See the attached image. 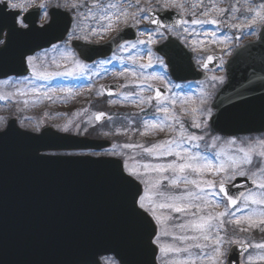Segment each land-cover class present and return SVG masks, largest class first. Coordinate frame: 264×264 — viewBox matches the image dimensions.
<instances>
[{"label": "water", "instance_id": "water-1", "mask_svg": "<svg viewBox=\"0 0 264 264\" xmlns=\"http://www.w3.org/2000/svg\"><path fill=\"white\" fill-rule=\"evenodd\" d=\"M61 13L59 11H54ZM47 33L33 32L19 37L20 42L6 53L0 54V78L26 75L20 65V53H35L63 41L68 33L70 19L59 23ZM165 26L180 25L184 16L176 11L153 13ZM59 23V24H58ZM67 29V31H66ZM135 29H124L109 41L96 45L79 40L72 41L80 58L92 63L111 55L117 48L115 41L135 39ZM264 28L260 39L239 50V54L263 56ZM168 66L171 77L177 82L198 81L208 78L205 69H215L219 55H209L199 70L190 52L177 38L169 37L156 48ZM209 57L212 59L209 61ZM234 60L227 64L228 82L211 104L215 112L211 117L212 128L223 135H239L264 130V101H234L230 95ZM181 68L180 77L172 75L175 66ZM263 68L262 62L254 63L256 72ZM159 88L164 95L167 90ZM121 84H107V96L118 95ZM155 95V93H154ZM153 95V96H154ZM259 104V105H258ZM105 113L97 123L108 119ZM259 112L260 116L256 115ZM96 114V115H97ZM95 115V116H96ZM8 127L21 129L15 118ZM27 137L10 134L0 139V264H101L99 257L114 255L120 264H159L158 246L149 243L147 231L138 228L135 241L129 240L131 222L125 208V194L116 182L114 166L107 161L114 157L49 155L48 160L36 158L35 150L41 144L42 152L57 150H101L111 146L110 140L73 136L46 126L42 131H26ZM38 138V139H34ZM233 183L241 187L229 188L230 194L255 187L251 179L237 178ZM248 247H232L228 256L231 264H241V256Z\"/></svg>", "mask_w": 264, "mask_h": 264}, {"label": "snow or ice", "instance_id": "snow-or-ice-1", "mask_svg": "<svg viewBox=\"0 0 264 264\" xmlns=\"http://www.w3.org/2000/svg\"><path fill=\"white\" fill-rule=\"evenodd\" d=\"M175 0H173V5ZM73 11L77 13L78 19L75 20V26L69 39L77 36V32L82 30V24H87L86 36H101L109 30L114 29L121 21L126 22L131 16L133 20L139 23L142 19L149 18L146 13L148 10L140 8L139 0H135L137 12H131V0H94L93 3H86L81 0L80 4L70 3ZM182 7V5H179ZM44 8L45 5H40ZM163 7H170L165 0ZM24 5L19 0H0V54L6 53L12 45L14 37H23L33 32L47 33L56 27V19L53 16L46 23H40L30 19L29 15H21ZM264 9V5L260 6ZM213 9H205L201 14L208 16ZM252 11V9H249ZM155 13V10H151ZM220 12L226 11L219 9ZM255 17H261V11L255 10ZM191 20L181 19L179 24L184 28L185 32H189L187 25H204L221 23L217 19H199L192 14ZM10 18V19H9ZM151 24L154 28L141 32V35H148V39H139L136 41H115L118 44V50L121 52L131 53L137 50L139 45L155 43V36L163 37L164 33L161 28L166 27L163 22L157 19L153 14L150 17ZM240 27V25H233ZM7 29V32L5 31ZM67 31V29H66ZM191 35L208 36L207 33H196L192 31ZM209 39L215 38V33L211 34ZM203 44L205 41L200 40ZM51 50L60 54L62 59H71L76 65L72 70L64 72H37V63L41 65L56 63V57L49 58V50L42 49L41 55H36L35 50L23 51L20 53V65L26 71L33 69L35 79H51L56 75H74L78 69L81 73L89 71V66L77 58L75 52L68 51L67 42L62 46L53 45ZM147 62L144 55L137 52L136 55H129L127 60L133 65H137L139 69H147L152 67L153 54L151 50L146 53ZM114 58L123 59L116 55ZM159 60V58H156ZM209 61L212 57L208 58ZM163 63V61H159ZM110 61H102L103 64ZM60 65H57L59 67ZM207 67V64L204 65ZM93 75H100L99 70H91ZM127 68L120 75L129 72ZM181 68L177 65L174 67L172 75L177 79L180 77ZM138 80H163L162 77L145 75L143 71L131 73ZM91 79V77H89ZM213 80L218 79L213 76ZM26 83H31L25 78ZM168 84L171 81H167ZM141 89L150 88L155 93L154 96L145 97L140 94H125V101L132 100L133 103L139 105H147L153 111L150 114L145 113L141 116L137 114V119L142 125L141 134H147L150 130H162L165 126L172 127L175 122L178 124V135L161 143H154L151 147H143L142 145L124 144L123 149L134 147L143 148V153L149 158L146 162L136 161L133 166H129L123 159L121 153L114 150L110 155L112 157L120 156V159H112L107 161L114 166V176L116 182L121 186L125 194V208L127 216L131 222L129 230V240L135 241L136 230L138 228L147 231L152 227L153 231L149 236V243L158 245V251L163 253V264H231V262L222 260L226 255L222 250L225 243H234L239 247L255 248L264 250V242L251 243L247 240H226L224 224L234 223L241 225L247 223L248 228L241 227L239 231H248L252 227H261L264 225V139H255L248 143V147L239 146L237 140H228L225 145L218 148L219 137L214 138L210 143L205 141L203 151H194L201 148V141L204 136H197L188 133L183 122L179 121L172 112V106L177 103V97L166 96L159 88H154L150 84L138 85ZM70 91V90H69ZM171 92V88L168 89ZM31 92H39L38 88L33 87ZM21 95L26 93L21 92ZM6 99L0 96V100ZM155 101V104H153ZM187 103V100H184ZM145 109L141 108V112ZM196 111V109H193ZM105 113L101 112L95 116V120L100 121L105 117ZM111 119V117H108ZM134 120L129 121V129ZM193 128H201L199 122L191 125ZM125 129V131L129 130ZM135 131H141L137 128ZM15 134L20 137H27L26 131H19L7 127L0 130V139ZM38 139V138H34ZM191 145V147H190ZM235 145V149L229 152V149ZM48 145L41 144L35 150L37 159L48 160L51 157L47 154H41V148ZM215 149V151H213ZM211 152V156L206 154ZM253 153L260 158L259 168L257 171L249 172L247 166L253 163ZM135 160V157H130ZM223 175L218 184L210 179H206L207 175ZM159 178H154V177ZM237 177H245L251 179V183L256 186L255 189L245 191H236L230 194L229 188H239L236 183H227L226 181H234ZM167 181V183H163ZM224 205L225 211L217 214L208 212L209 207H219ZM247 210V211H245ZM241 213L242 215H237ZM175 214H179L178 216ZM227 218V220L225 219ZM264 230V229H262ZM178 233V234H177ZM163 238H168L169 243L160 245ZM256 258L249 257L248 264H254ZM264 260V255L258 257ZM108 264H120L119 261L113 259Z\"/></svg>", "mask_w": 264, "mask_h": 264}, {"label": "rangeland", "instance_id": "rangeland-1", "mask_svg": "<svg viewBox=\"0 0 264 264\" xmlns=\"http://www.w3.org/2000/svg\"><path fill=\"white\" fill-rule=\"evenodd\" d=\"M156 2L163 6L165 1L139 0V6L140 8L149 10L157 6L155 4ZM167 2L169 3L170 7H178L182 9V11L187 9L191 14V19L193 18L192 14L195 13V18L218 20L221 16H223L222 12H220L219 9H225V4L228 1L176 0L174 5L173 0ZM80 3L81 0L78 1V4ZM91 3L93 2L91 1ZM131 3L132 7L129 9V11L137 12L135 1H131ZM202 4L203 6H201ZM179 5H182V7H180ZM201 7H206L205 9L208 8L213 10L209 12L208 16H203L201 12H199V10L202 9ZM127 25H137V22L133 20L131 16H129L126 22L121 21L118 26L104 33L102 37L97 35H85L84 40L90 42H103ZM187 27L189 28V32H185L184 28L182 27L179 28V30H177L176 32H163V37L155 36V43L139 45L138 49L133 50L131 53L121 52L117 50L115 54H113L110 58L98 60L93 65L87 64L90 70L84 73H81L77 69L74 75H56L51 79L41 80L34 78L33 69H31V74L26 77L31 81V83H26L25 78L0 80V96L6 97V99L0 100V129H3L6 126L7 120L10 116H17L20 126L28 130L40 131L43 126L50 125L64 133L84 135L90 129L89 126L95 124L94 115L96 114L98 109H100L99 106L102 105L107 108V112L109 113V117H111V119L103 124H100V127L98 128V131H95V134H97L101 138L111 140V147L101 151H69L60 153L110 156L106 154L116 150L121 153L123 159L131 167L136 163V161L146 162L149 158L146 154L143 153V148L134 147L123 149L122 146L124 144L127 143L142 145L143 147H151V145L154 143H161L163 141L171 139L175 135H178V124H176L175 122L173 123L172 127L165 126L162 130H150L147 132V134H141L143 128L139 120L137 119V128L141 129V131H137V133H139V135L137 136V141L126 139L124 137V135L127 134L128 131H125V129H128V126L125 127L124 123L126 121L128 122L131 118L128 117V110L125 109L128 105L140 111L141 108H144V112H148L149 116L153 109L148 107L146 104L137 106V104L133 103L132 100L125 101L123 99V96L125 94H140L145 97L152 96V89H141L138 85L145 83L152 86L155 84H160L167 88V90L171 88V92L168 91L167 96L177 97V103L172 106V112L175 114L179 121L183 122L186 131L197 136H204L205 140L200 142L201 148H193L194 151H203V145L205 141L210 143L214 138L218 137L217 134L213 132L210 126V118L213 114L210 105L215 96V89L220 78L219 74L216 72H211V76L208 80L196 83L176 84L171 80L164 60L154 51V46L157 45V43H159L160 41L164 40L168 34H174L178 36L195 53V59L199 65L202 64L208 54L219 51L217 49L220 46L217 40V30L219 25L189 24L187 25ZM192 31L196 33H207L208 36L194 35L193 37L190 34ZM213 33H215L214 40L209 39L208 37ZM188 36L191 38V40H189ZM141 39H148V35H142ZM200 40H203L205 42L201 44L198 42ZM195 42L196 44H194ZM224 47L226 46L224 45ZM67 49L68 51L74 52L70 48L68 43ZM149 50H151L153 54V62L151 68L141 70L137 65H133L127 60V57L129 55H136L137 52H139L140 55L145 56V60L143 62H147L146 53ZM41 54L42 53L37 55ZM116 55L123 57V59L114 58ZM51 57H56V63L49 62L45 65L37 63L36 71L55 73L72 70L76 67L71 59H62L59 53L49 50V58ZM157 57L159 58V60L156 59ZM102 61H110V63H106L101 66ZM159 61H163V63ZM57 65L60 66L57 67ZM126 68L130 71L126 72L123 76L120 75V73L125 72ZM97 69L99 70L100 75H93V72L91 70ZM140 71H143L145 75L162 77L163 80L157 79L143 81L138 80L131 74L132 72L139 73ZM213 76L217 77L218 79L213 80ZM89 77H91V79H89ZM167 81H171V83L168 84ZM109 82L122 83L123 90L118 96L111 97L108 100H102L100 99V96L102 97L103 95V85ZM33 87L38 88L39 92H31V89ZM21 92L26 94L21 95ZM184 100H187L188 102L185 103ZM153 104H155V101H153ZM193 109H196V111H193ZM194 122L201 123L202 127L199 129L193 128L191 125ZM116 134L122 136L123 138L118 136H116L117 138H115ZM228 140L232 139L224 140L220 138V140L217 142L218 148L222 145H225ZM237 142L239 146L247 148L250 140L246 138H239ZM235 147L236 146L233 145L232 148L229 149V152L231 153V151L235 149ZM213 151H215V149ZM206 154L211 156L212 153L209 152ZM130 157H135V160L131 159ZM260 159L262 158H260L256 153H253V163L247 166L246 169L249 174H251V172L253 171L258 170L260 166ZM154 178L159 177L157 176ZM205 178L213 180L218 184L222 179H224V176L209 174ZM163 183H167V181H163ZM207 211L211 212L212 214H217L219 212L225 211V208L224 205H220L219 207H209ZM175 215L178 216L179 214ZM237 215L242 214L237 213ZM225 219L227 220V218ZM232 224L235 225L234 223ZM227 227L228 225L226 222L224 224L225 232L222 233V235H225L226 240H247L251 243L264 242V230H262L264 229V225L259 228L254 226L252 228H249L248 231L244 232L239 231V229L241 227L248 228L247 223L235 225V227H233L231 230H229ZM167 243H169V239L162 237L160 245H165ZM232 245H234V243H225L223 245L222 250L226 253V255L221 258L222 260H226L227 254ZM260 255H264V250L251 248V250L243 257L242 263L248 264L249 257H253L256 258L254 260V264H264V260L258 259ZM162 257L163 253L160 252V264H163ZM111 260L112 258L102 259L103 264H108V262Z\"/></svg>", "mask_w": 264, "mask_h": 264}, {"label": "flooded vegetation", "instance_id": "flooded-vegetation-1", "mask_svg": "<svg viewBox=\"0 0 264 264\" xmlns=\"http://www.w3.org/2000/svg\"><path fill=\"white\" fill-rule=\"evenodd\" d=\"M80 0H19L21 4L24 5L23 11L21 15H29L30 19H34L37 21V26L40 23H46L48 19H50V12L55 9H60L63 11L69 12V15L72 19V28L70 33L67 37L66 42L70 46V41L72 39H80L84 40L86 32H87V24L91 23L86 22L82 24V30L77 32V36L80 38H71L69 39L73 27L75 26V20L78 19L77 13L71 9L69 6L70 3L78 4ZM86 3L91 4V1L94 0H85ZM116 0H113L115 2ZM135 1V0H131ZM151 1H165V0H151ZM171 1V0H167ZM176 1V0H175ZM183 1V0H182ZM185 1H199V0H185ZM210 1V0H207ZM216 1H228L225 4V10L222 12V15L218 20L221 22L219 23L218 27V35L217 40L220 46L217 48L221 55L218 68L216 73L219 74V80L217 87L215 89V95H218L221 90L223 89L224 85L227 82L226 76V64L228 60H234V66H240V68H233V78L231 79L232 85L230 88V95L231 98L235 101H264V48H263V56L259 55H250L246 53L239 54V50L245 48L248 44L255 43L260 39V34L262 28L264 27V9H260L261 5H264V0H216ZM45 5L44 8H41L40 5ZM156 7H153L154 10H177L179 12L184 13L187 17V20L191 19L190 12L185 9L182 11L180 8L176 7H168L164 8L161 4L155 3ZM204 4V3H203ZM203 4L201 6H203ZM202 9L199 12H203L206 7H201ZM152 9H149L146 13L148 16V12ZM208 9V8H207ZM249 9H252L250 11ZM255 10L261 11V17H255ZM139 15V13L137 12ZM60 17L59 23H65L68 19V16L62 13H57ZM10 19V18H9ZM224 24H223V23ZM58 23V24H59ZM233 25H240V27H233ZM137 29L138 39H141L142 35L141 32H145L146 30H150L154 28L150 25L149 18L142 19L137 25H133ZM126 27V26H124ZM123 27V28H124ZM122 28V29H123ZM179 28H163L160 31L162 32H169L174 31L176 32ZM121 30V29H120ZM119 30V31H120ZM7 32V30H5ZM118 31V32H119ZM117 32V33H118ZM117 33L113 34L112 36L116 35ZM199 33V32H198ZM169 35V34H168ZM174 35V34H173ZM194 37V35H192ZM111 38V36L109 37ZM108 38V39H109ZM162 42V41H161ZM99 43V42H97ZM160 43V42H159ZM65 43L61 44L60 46L64 45ZM196 44V42L194 43ZM224 47V45L226 47ZM71 48V47H70ZM51 50V49H49ZM42 53L39 52L38 54ZM262 62L263 68L254 72L253 65L254 63ZM259 105V104H258ZM257 116H260L259 112H256ZM239 138H246L250 141L253 138H264V132H257L255 134L244 135L241 137H233V138H226V139H235L238 140Z\"/></svg>", "mask_w": 264, "mask_h": 264}, {"label": "trees", "instance_id": "trees-1", "mask_svg": "<svg viewBox=\"0 0 264 264\" xmlns=\"http://www.w3.org/2000/svg\"><path fill=\"white\" fill-rule=\"evenodd\" d=\"M99 108H102V109H106L107 108L105 106H99ZM129 116L128 117H131L130 120H134L135 123H132L131 124V128L129 129V121L125 122L124 125L125 127L128 126V131H127V134L124 135V137L126 139H131L133 141H137V136L139 135V133H137V131H135V129H137V112L135 110L131 111V110H128V113H127ZM90 129L86 132L87 135H90V136H98L97 134H95L96 132L95 131H98V127L94 126V125H91L89 126ZM116 136L118 137H121L123 138L122 136L116 134L115 135V138H117Z\"/></svg>", "mask_w": 264, "mask_h": 264}]
</instances>
